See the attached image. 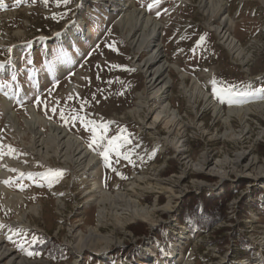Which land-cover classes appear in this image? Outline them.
<instances>
[{"label": "rangeland", "instance_id": "1", "mask_svg": "<svg viewBox=\"0 0 264 264\" xmlns=\"http://www.w3.org/2000/svg\"><path fill=\"white\" fill-rule=\"evenodd\" d=\"M225 1L226 13L234 22L226 32L243 48L247 57L244 67L209 30L217 19L207 18L197 6L198 0H162L153 9L147 7L151 0H69L67 4L63 0H3L0 62L12 55L15 65L12 72L0 76V82H6L0 88L1 97L13 101L23 134L19 137L12 126L4 124L5 113L0 105V145L5 146L4 157L23 168L10 169L7 180L12 182L6 186L22 193L24 199L16 212L0 203V224L4 225L0 236L9 234L10 222L24 211L30 225L16 227L5 238L8 248L29 261H41L40 264H264V108L253 109L254 103H264V5L260 0ZM134 3L163 23L159 43L164 60L179 67V71L169 68L171 79L165 94V101H170L179 115L171 135V139L177 136L176 144L175 140L165 141L168 129L163 121L156 129L145 130V122L149 125L153 121L157 106H152L149 114L141 113L144 124L128 111L143 92L145 82L144 74L134 64L147 53L144 51L139 58L120 25L125 8L130 5L134 9ZM72 27L77 28L76 35L68 39L66 35ZM61 62L66 63L63 72L58 70ZM57 70L62 76H57ZM196 84L224 112L231 106L248 104V129L243 130L244 125L232 116L230 125L237 139L223 135L229 127L204 107L203 100L193 98ZM213 88H231V99L225 94L222 102L213 94ZM236 92L244 95H235ZM36 97H40V103ZM32 107L39 115L79 136L86 149L97 154L101 164L90 182H99L111 192L130 193L143 205H154L157 210L152 222L125 221L123 233L113 224L114 217L107 208L105 222L97 227L103 236L97 245L99 249L104 247L108 236L118 242L100 254L84 250L75 258L71 246L78 234L84 238L89 228L95 227L98 207L94 202L87 203L89 196L84 193L90 185L84 186V182H89L83 180L81 167L66 166L56 156L44 163L27 149L32 136L22 118L28 116ZM61 111L65 117L78 115L85 122L106 125L108 138L125 129L122 135L127 142L121 141L119 151L130 153V160L112 152L106 166L100 153L107 140L89 147L92 126L86 128L80 119L66 121L61 118ZM39 124L46 135L47 128ZM9 145L14 153H8ZM243 150L249 153L245 161L255 158L256 165L241 172L234 170L236 165L231 160ZM203 156L210 163L225 161L223 178L195 168ZM57 169L63 170L59 179L46 178L49 170ZM19 173L33 175L20 177ZM157 180L172 187L174 198L169 203L168 193L155 188ZM130 182L137 185L134 194ZM202 193L228 197L224 220L209 229L193 225L190 220L181 222L183 201ZM35 204L36 214L28 211ZM145 225L149 234L137 236ZM234 232L242 239H237ZM33 237L37 239L33 241ZM44 239H53L61 252L48 258L40 250ZM138 239H142L139 244ZM144 248L154 254L150 260L141 258ZM172 248L174 257L169 258Z\"/></svg>", "mask_w": 264, "mask_h": 264}, {"label": "bare ground", "instance_id": "2", "mask_svg": "<svg viewBox=\"0 0 264 264\" xmlns=\"http://www.w3.org/2000/svg\"><path fill=\"white\" fill-rule=\"evenodd\" d=\"M108 1V0H107ZM122 1V0H120ZM264 5V0H260ZM227 5L225 0H198V7L203 11L207 18L217 19L216 24H210L209 30L214 31L219 38V42L224 46V48L229 52V54L236 58L240 65L244 67L247 61L244 50L238 43L235 37L231 36L226 30L233 26L232 18L226 13L225 6ZM134 9L128 5L125 8L126 13L120 21V25L125 34V39L128 41L129 45L139 53V58L146 51V55L140 59V62L134 64V67L138 68L145 77V82L143 86V92L138 95V100L134 102L133 106L129 108V113L134 114L140 120L139 123L144 124V119L141 117V113L148 111V114L152 111V106H157L159 109L153 118V121L146 125L145 130L156 129L161 121L164 122V127L167 128V134L165 141L170 140L173 142L175 138L171 139L172 128L175 123L178 125V119L176 122L178 113L174 111L170 101H165V94L168 89L169 79H171L169 74V68L179 71V67L175 64L171 65L166 60H164V54L162 52V46L160 47V31L163 23L158 21L154 16L147 13L146 10L139 9L134 3ZM132 9V10H130ZM218 16V18H216ZM126 18V19H125ZM76 27L69 29V35L66 37L69 39L71 36L76 35ZM59 38H62L59 37ZM15 61L11 55L6 62H0V76L5 75L8 72H12ZM14 64V65H13ZM65 62H61L58 65L59 71H64ZM245 69V68H243ZM246 70V69H245ZM184 77V75H183ZM194 88V87H193ZM70 91H72L70 89ZM192 92V91H191ZM193 98L200 99L204 101V107L206 109L212 110V115L216 118H220L222 122L229 127L228 130L224 132L223 135H227L230 139H237L231 125L230 117L235 116L244 125V129H248L246 125V119L248 114L251 112V108L248 104L243 106H231L224 112L221 105L216 104L214 100L210 97L206 91H204L200 85L195 86L193 91ZM0 105L5 113V125H10L16 130V135L22 136L21 126L19 119L16 115V111L13 108V101L11 98L1 97L0 89ZM254 110L259 111L264 108V103H254ZM259 109V110H258ZM24 126L27 128L28 132L31 134L32 138L28 144L27 149L36 154L44 163L48 161L51 156H56L58 159L63 161L65 165L76 164V167H81L84 170V186L90 185V188L85 191V195L89 196L87 203L94 202L97 207L96 213V225L88 230V233L83 238L81 234H78V239L75 244H72V253L74 257H78L84 250H89L93 253L100 254L106 250V247L110 244H116L118 241L114 240L108 236L107 241L104 243V247L99 249L97 242L99 239H103L102 235L97 232V227L103 225L106 217V209L109 208L110 214L115 222L113 223L117 226L118 230L125 233L126 228L124 226L125 221H149L152 222V214L154 213L155 206H146L141 204L138 197H132L130 193L124 192L122 190H115L111 192L104 189L99 182H90L91 177L97 174L99 165L101 164L100 159L97 154L92 151L87 150L85 144L80 139L79 136L70 132L68 129L58 125L53 120L47 119L44 116L39 115L35 108L32 107L28 111V116L22 118ZM48 132L45 135L43 130L40 128V123ZM175 125V126H176ZM9 127V126H8ZM140 127V126H139ZM164 128V129H165ZM175 129V128H174ZM175 133V132H174ZM169 141V142H170ZM175 140L173 143H177ZM249 153L246 151H241L236 154V157L230 162L235 164L234 170L237 171H247L251 166L256 165V159H248L245 161ZM2 169L0 170V203L6 209H13L17 211L18 205L24 199V195L20 192H13L10 190L3 181L7 180L10 176V169L16 168L21 171L23 168L17 162H14L4 155L0 156ZM196 166L199 167L198 170H205L207 173L218 175L220 178L224 177V164L225 161H218L217 163H210L207 160V156H203L201 162H198ZM239 167V168H238ZM237 168V169H235ZM82 180V179H81ZM82 180V181H83ZM165 182L157 180L155 182V188L163 189L168 193V202L171 198H174L172 187L163 186ZM130 185V191L134 194L135 188L137 187L135 182L128 183ZM200 183H196L199 186ZM91 194V195H90ZM107 205L109 207H107ZM165 208V207H164ZM168 208V207H166ZM38 206L30 205L29 210L34 214L37 213ZM27 211H24L19 217H16L14 221L10 222V229L8 233L10 234L16 227H28L30 228L29 222L26 218ZM112 219V220H113ZM107 220V218H106ZM9 234L7 236H9ZM5 236V238L7 237ZM5 238L0 236V261L7 259L6 264H40L41 261H29L25 257L16 254L12 249L5 245ZM154 254L144 248L141 253V258L150 260ZM169 258L174 257V249L170 251ZM44 264H50L48 262H43Z\"/></svg>", "mask_w": 264, "mask_h": 264}, {"label": "snow or ice", "instance_id": "3", "mask_svg": "<svg viewBox=\"0 0 264 264\" xmlns=\"http://www.w3.org/2000/svg\"><path fill=\"white\" fill-rule=\"evenodd\" d=\"M21 2H22V0H15V3H21ZM57 2H59V0H57ZM68 2H69V0H63V3H65V4H67ZM45 3H47V0H45ZM161 3H162V0H151V2L147 4V7H148V9H153L157 5H160ZM4 6L5 5L3 3V0H0V8H3ZM156 14L159 15L160 13L157 12ZM201 40H203V37H201ZM9 51H11V49H9ZM29 63H31V61H29ZM114 67H121V66L115 65ZM13 79H15V77H13ZM5 84H6V82H0V88L4 87ZM258 91H260V90H258ZM232 92H233V90L231 88L219 89V90H217L216 88H213V94L216 95L219 99H221L222 102H223L225 94H228L229 99H231ZM235 95H244V93L236 92ZM36 102L37 103L41 102L40 97H36ZM52 111L55 112L56 109L53 108ZM61 118L65 119L66 121H67V119H72V120L80 119L82 121V123H84L86 128L90 125L92 126L91 127L92 140L89 144V147H92L93 144L100 145L101 141L107 140V143L105 145H103V151L100 153V155L104 158L106 166L109 165L110 153H112V152H116L117 156L122 155L124 159L130 160V153H121L119 151V148L122 147L121 141L123 140L124 143L127 142V137L122 135L126 131L125 129H121L120 134H117L116 136H112V137L108 138L105 136L106 125H104V126L97 125L93 121H90V120L85 122L83 120V118L79 117L78 115L71 116V117H65L63 111H61ZM4 147L5 146L0 145V156L5 154L3 152ZM7 148H8L9 154L15 152V149H13L10 145L7 146ZM12 171H18V170L12 169ZM62 173H63V170H59V169L49 170V174L46 175V178L51 179V180H56V179H59V177L62 175ZM24 175H28L29 177H31L33 174H31V173H28V174L19 173L20 177H22ZM40 175H44V174H40ZM11 182H12L11 180L3 181V183H5V184H10ZM21 187H23V186L21 185ZM0 227H4V225L0 224ZM9 239H11V237H9ZM36 239L37 238L33 237V241H35ZM28 254L32 255L33 253L30 252Z\"/></svg>", "mask_w": 264, "mask_h": 264}, {"label": "trees", "instance_id": "4", "mask_svg": "<svg viewBox=\"0 0 264 264\" xmlns=\"http://www.w3.org/2000/svg\"><path fill=\"white\" fill-rule=\"evenodd\" d=\"M227 199L228 197L224 198L223 196H208L203 193L197 197H190L189 199L183 201V207L181 211L182 220H180L182 223H186L187 220H190L193 225L198 224L201 228H212L218 222L224 220L226 214L225 202ZM190 227H192V225H190ZM148 234L149 227L146 225L144 229L136 233L137 236H147ZM234 236H236L237 239H242L241 236L236 232H234ZM137 241L139 244L142 239H138ZM40 250L45 252L48 258H51L53 254L61 252L58 243H56L53 239H44L41 242Z\"/></svg>", "mask_w": 264, "mask_h": 264}]
</instances>
